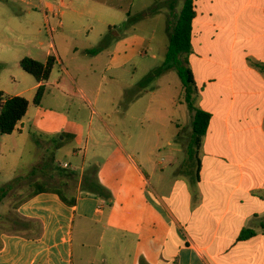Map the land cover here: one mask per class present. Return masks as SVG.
<instances>
[{
  "label": "crops",
  "instance_id": "crops-1",
  "mask_svg": "<svg viewBox=\"0 0 264 264\" xmlns=\"http://www.w3.org/2000/svg\"><path fill=\"white\" fill-rule=\"evenodd\" d=\"M183 2L0 3L2 43L22 59L56 60L47 81L26 72L30 87L0 89L29 102L3 145L14 136L21 150L43 142L49 155L33 186L50 189L14 200L11 190L2 201L0 264H264V0H193L189 64L197 106L211 115L198 154L175 118L188 114L183 89L163 102L173 114H132L142 100V92L131 96L135 74L156 57V25L168 29ZM83 148L80 168L61 164L63 188L41 183L57 180L59 151L79 158ZM9 153L0 189L16 178L19 153L10 145ZM89 154L105 162L87 164ZM245 231L252 234L242 239Z\"/></svg>",
  "mask_w": 264,
  "mask_h": 264
},
{
  "label": "rangeland",
  "instance_id": "rangeland-1",
  "mask_svg": "<svg viewBox=\"0 0 264 264\" xmlns=\"http://www.w3.org/2000/svg\"><path fill=\"white\" fill-rule=\"evenodd\" d=\"M4 1L5 0H0V3L3 4ZM8 10L10 14H12L11 7L8 8ZM178 14L176 15V17H174V20L173 17L171 18V23L168 29H166L160 22L156 25L157 42H154L152 48V52L155 54L156 57L147 58L141 63L140 68L142 70L149 68V70L144 73V75H141L142 71L140 69L139 73L135 74L136 86L133 88L131 96H135L139 92H142V100L139 104L134 106L132 110V114L134 116L142 118H158L173 114V110L170 107L169 111H166L167 109H165V107L167 104L164 105L163 102L169 103L170 100H173V97L176 99V101L179 100V95L181 94V91L183 89L181 79L176 71H168L162 74H158V71L163 67L167 52V46L170 41L169 33L177 19ZM146 31L149 32V34L151 32L150 29H146ZM14 46H16V44ZM19 56L20 54L17 55L16 52L12 51V48L4 45L2 41L0 42V89L7 90V92L8 90L12 92H17L19 90H23L25 88L30 87L29 79L33 82L32 76L27 75L26 72L21 68L20 61L22 60V57ZM22 77H27L26 86L24 85ZM182 97L181 101L186 106ZM182 112L183 109L180 112L175 113V118L182 119V133L183 135H185L184 138L186 139L185 142L187 144L189 134L192 135L193 133V114L189 111V109L187 115H184ZM94 121L96 127L100 126L99 121L97 119H95ZM145 126L149 127L150 125L145 124ZM133 129L134 132H139L141 128L139 125L133 124ZM3 141L4 138L0 133V173L2 175L8 172L9 168L12 166L14 159V155L11 154L13 153V151L9 153V145L14 147L19 153L16 156V173L13 176V178H15L16 176L13 182L14 187L10 192L11 200H14V195L24 196L30 191L36 189V187L33 186V183L37 179L40 180L39 176L42 175L40 172L42 166L40 165L39 161L41 160V158H43V154H47L48 156L49 153L46 152L43 142L34 143L33 141H28L26 143V146H24L21 150L20 143L18 142V140H16V136L12 138V142L10 144L8 143L6 148L3 145ZM83 154L84 148L79 158H73L71 152L69 151H59L56 155V161L52 164L54 169H56L57 171V180L47 182L41 180V183H47L50 187L61 188V181L64 178H67L64 174L65 171L61 170V164H63L64 161L68 163L72 162V165L69 167V169H72L74 166L77 165H79L80 168L84 162ZM104 162V158L102 157H94L92 154L88 155L87 164L91 163L94 165H98L99 163ZM6 182L7 181H1V183ZM7 206L8 200L4 208H6ZM0 209H2V206H0Z\"/></svg>",
  "mask_w": 264,
  "mask_h": 264
},
{
  "label": "trees",
  "instance_id": "trees-1",
  "mask_svg": "<svg viewBox=\"0 0 264 264\" xmlns=\"http://www.w3.org/2000/svg\"><path fill=\"white\" fill-rule=\"evenodd\" d=\"M196 16L193 0H185L177 19L170 31V41L167 47L166 57L163 67L159 69L158 74L168 71H176L181 79L183 87V99L193 114V133L190 142V155L198 154L203 137L207 133L211 115L197 106L199 96L194 74L189 64V56L192 53V32L193 20ZM21 68L32 75L38 82H45L50 78L53 69L56 66V60L49 57L46 62H40L32 58L25 57L20 61ZM259 68L263 66L258 64ZM144 84V83H142ZM46 87L40 86L36 92L34 103L41 105ZM29 102L23 96H8L0 91V133L2 135L12 134L19 121L26 115ZM13 182L6 184L0 189V204L13 189ZM50 190L44 187H37L36 191ZM65 202L68 201L61 196ZM252 233L245 231L242 239L247 238Z\"/></svg>",
  "mask_w": 264,
  "mask_h": 264
},
{
  "label": "built area",
  "instance_id": "built-area-1",
  "mask_svg": "<svg viewBox=\"0 0 264 264\" xmlns=\"http://www.w3.org/2000/svg\"><path fill=\"white\" fill-rule=\"evenodd\" d=\"M69 165L68 164H65L64 167H68Z\"/></svg>",
  "mask_w": 264,
  "mask_h": 264
}]
</instances>
